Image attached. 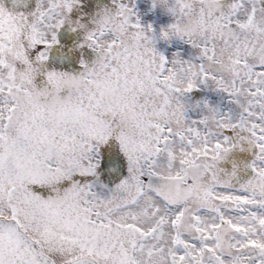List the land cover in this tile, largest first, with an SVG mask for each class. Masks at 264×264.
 <instances>
[{
	"label": "snow or ice",
	"instance_id": "obj_1",
	"mask_svg": "<svg viewBox=\"0 0 264 264\" xmlns=\"http://www.w3.org/2000/svg\"><path fill=\"white\" fill-rule=\"evenodd\" d=\"M113 4L90 28L80 0H0V264H264V0H152L158 33ZM66 25L95 53L79 75L48 68Z\"/></svg>",
	"mask_w": 264,
	"mask_h": 264
},
{
	"label": "rangeland",
	"instance_id": "obj_2",
	"mask_svg": "<svg viewBox=\"0 0 264 264\" xmlns=\"http://www.w3.org/2000/svg\"><path fill=\"white\" fill-rule=\"evenodd\" d=\"M3 3L7 8H9V10L22 11L25 13L31 12L35 8V0H24V4L26 6L19 8H14L13 0H3ZM105 9L115 10L113 0H80V7L73 13V18L79 19L80 16L83 15L85 18L84 22L88 23L91 28L93 25L90 23L89 18L95 17L97 13L102 12ZM136 11L142 22L145 25L151 24L157 33L161 28H166L173 22V18L162 9L152 8V0H136ZM58 38L60 40V44L56 46L50 54L48 62L49 70H57L69 72L73 75H79V73L83 71L80 63L81 59L86 60L91 66L95 59V53L87 48L78 49L77 47L83 42V32H73L71 28L66 25L63 29H61ZM158 48L169 57L173 53L179 51L182 53L184 58L187 59L192 53L190 46L185 45L180 41H173L170 45L166 42H160L158 44ZM37 83L38 86L43 87L46 82H44V78L41 77L38 79ZM202 99H207L213 106H218L221 111L229 110L227 108L229 106L227 96L217 94L211 90H201L192 93V102ZM219 100H221L222 103ZM189 115L193 118H199L200 114L196 112L189 113ZM234 154L235 152L232 153L231 156ZM246 155H248L246 163H240L241 168H245V172L240 173L242 181L251 176V170L247 169L246 166L251 164L254 159V153L246 152L243 154V156ZM231 156L228 158L229 162H231ZM222 166H224V163Z\"/></svg>",
	"mask_w": 264,
	"mask_h": 264
},
{
	"label": "clouds",
	"instance_id": "obj_3",
	"mask_svg": "<svg viewBox=\"0 0 264 264\" xmlns=\"http://www.w3.org/2000/svg\"><path fill=\"white\" fill-rule=\"evenodd\" d=\"M10 55V51L8 53ZM106 96L111 105L117 109L125 120L131 122L135 118V109L132 107L131 102H123L122 93L116 87L106 91ZM50 153V158L55 156V152L51 148L47 149Z\"/></svg>",
	"mask_w": 264,
	"mask_h": 264
},
{
	"label": "flooded vegetation",
	"instance_id": "obj_4",
	"mask_svg": "<svg viewBox=\"0 0 264 264\" xmlns=\"http://www.w3.org/2000/svg\"><path fill=\"white\" fill-rule=\"evenodd\" d=\"M203 91H206V90H203ZM219 101L222 103L221 100H219ZM227 108L230 109V105ZM244 153H246V151L245 152L235 151V154L231 156V162H229V160H227L224 162V166H222L223 165L222 164L221 167L226 169L228 172H231L232 168H233V164L235 163V165L241 169V172H245V168H241V165H240V163H246V161H247L248 155L243 156Z\"/></svg>",
	"mask_w": 264,
	"mask_h": 264
}]
</instances>
